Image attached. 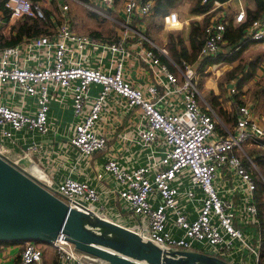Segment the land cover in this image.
Masks as SVG:
<instances>
[{
    "label": "built area",
    "instance_id": "built-area-1",
    "mask_svg": "<svg viewBox=\"0 0 264 264\" xmlns=\"http://www.w3.org/2000/svg\"><path fill=\"white\" fill-rule=\"evenodd\" d=\"M117 1L98 0L89 7L108 17L107 10ZM223 3L215 0L206 13L214 15L205 27L200 57L194 63L175 62L167 47L148 37L147 19L155 14L157 0H124L120 34L113 42L75 31L67 15L69 7L63 5L61 22L49 34L0 47V94L10 98L9 102L0 99V155L11 158L12 149L4 141L16 143L18 132H52L51 103L61 93L60 103L70 97L74 112L72 136L63 143L67 159L72 157L70 148L77 151L79 161L106 150L113 137L119 138L120 145L122 140L133 141L122 145L124 151L120 148L109 156L95 174L97 181L108 176L115 185L99 190L71 176L55 181L30 158L37 150L35 142L11 161L70 206L113 221L108 215L109 196L116 195L138 222L133 226L118 223L162 247L196 250L231 264H264L261 240L256 243L239 226L255 220L259 213L257 189L264 175L247 165L259 170L245 145L256 147L264 160V124L254 118L250 105L238 104L235 130L220 132L221 120L202 99L198 83L201 60L231 55L243 44L232 49L225 46L230 20L217 12ZM5 6L13 18H46L39 2L5 0ZM246 20V9L240 3L235 21ZM161 21L167 32H179L186 24L174 10L163 14ZM133 38L137 42L129 43ZM246 40H264V15L251 19L242 41ZM224 49L229 50L223 53ZM93 85L100 86L95 95ZM229 92L238 94L237 83ZM29 99L35 102L28 103ZM131 115L137 118L133 137L128 135L134 129L126 131L130 124L123 126L124 117ZM135 144L139 151H146L141 157L130 150ZM22 159L29 164L24 165ZM36 167L43 177L31 171ZM223 173L230 182L227 197L217 187ZM239 208L246 216L242 217ZM52 245L58 264H108L78 250L64 234ZM19 258L20 264H40L43 250L28 240Z\"/></svg>",
    "mask_w": 264,
    "mask_h": 264
},
{
    "label": "crops",
    "instance_id": "crops-1",
    "mask_svg": "<svg viewBox=\"0 0 264 264\" xmlns=\"http://www.w3.org/2000/svg\"><path fill=\"white\" fill-rule=\"evenodd\" d=\"M33 2H39L44 7V10L50 13L51 20L54 22V26H57L62 19L63 15V5H68L67 15L70 19L71 25L73 29L79 33H83L79 30L80 24L77 22V17L86 10V7L91 10L89 6L98 4V0H32ZM176 4V7L170 8L169 11H177L180 14L182 20L186 22L185 27L179 32L185 35L188 38V34L190 31V25L193 21H203L206 13L204 14H193L191 12V8L193 6L194 0H179ZM2 0H0V5ZM240 3L244 5L246 11L248 9L254 10L256 8L255 0H227L220 7L219 11L223 13L228 20H233L235 24L236 14L239 11ZM168 11V12H169ZM108 17H104L94 11L91 10V13L95 16H102L104 19H108V21L112 22V25H105V23H101L98 27L92 28L93 31L88 35H92L94 37H98L101 39H105L107 41L113 42L115 41L120 34V26L118 21H121L124 18V0H118L115 7L113 9L107 10ZM117 14L115 16L114 14ZM214 15V14H213ZM162 15H159L161 18ZM119 17V18H117ZM21 19L13 18L11 16L7 17L5 11L0 6V33L4 35H10L12 31L13 25ZM148 32V30H147ZM167 32V31H166ZM97 33V36L95 35ZM85 34V33H83ZM186 43L189 45L188 39H186ZM137 39L133 38L129 43H136ZM243 42V41H242ZM168 43V42H165ZM243 43H250L249 46L243 51L245 52L248 49H254L256 57H251L249 62H244L240 60V57L234 61H226L223 60L224 57H228L229 55H224L219 59L212 62L214 65H206L200 74V78L203 77L202 85L208 90V92L212 95L214 102L218 106V110L203 96L201 92L202 99L209 102L214 109L215 113L219 116L221 122L225 125H229L231 130H235V124L237 119V106L238 104H248L251 106L253 111V116L260 123L264 124V94L259 93L255 96V93L251 94V90L253 91L255 87H252V84L257 81L262 83L264 81V40L262 41H252L246 40ZM166 45V44H165ZM166 47V46H165ZM241 48V47H240ZM229 49H224L223 53H227ZM242 52V53H243ZM241 53V55H242ZM240 55V56H241ZM260 59L258 66L255 69V74L252 78L247 80L244 84H240L241 79L246 75L250 66L248 65L251 61ZM213 61V60H212ZM240 63L246 64V68L242 73H239L232 80L227 82H223V78L228 71L239 65ZM204 73L208 74L205 75ZM211 73V74H210ZM210 74V75H209ZM260 80V81H259ZM237 83L239 88V92L237 95L232 96L230 94V89ZM240 85L242 87H240ZM100 89L99 85H93V95H95ZM201 91V90H200ZM61 93L58 96L60 100ZM0 99L3 102H9L10 98L8 95L4 93L0 94ZM55 99L51 103L52 110V118H53V130L50 134L41 135L38 132H18L16 133V143L13 144L12 140L4 141L7 145H9L12 149L10 156L12 159L22 156L27 150L28 147L33 145V142L37 145V150L33 152V154H29L30 158L33 159L39 166H41L44 170H46L51 177L54 178L55 181H62L64 178L71 176L73 178L79 180L89 181L92 185L98 187L99 190H105L107 188H112L115 185L113 179L106 177V180L97 181L95 174L97 171L102 170V165L105 160L109 156H114L118 153V150H123L122 145L127 147L129 143H132V140H122V145L119 143V138L113 137L110 141V146L103 151H100L94 154L90 159L81 158L77 161V151L73 148H70V152L72 157L67 159L66 148L63 143L69 140L72 136V124H73V107H72V99L68 97V99L64 100L62 103ZM35 100L29 99L28 103H34ZM15 103H18L15 102ZM20 105V103H18ZM17 104V106H18ZM135 120V121H133ZM126 131L130 129H134V132L129 137H133L135 133V128L137 127V118H134L132 115L124 117L123 126H127ZM121 129H119V133ZM252 154H249L255 159L256 165L259 170L253 167L250 163L247 165L255 171L256 174L264 175V170L261 169V166L264 168V160L260 157L259 151L256 147L252 145L247 146ZM134 152L136 156H142L146 151H139L137 145H133L130 149ZM10 158V159H11ZM142 163H144V158H142ZM24 165H28V161H24ZM36 167L31 169L33 173L38 177L42 176V171L38 170ZM37 170V171H36ZM229 177L226 174H221V178L217 180V187L223 192L225 197L229 196L226 194V190L229 186ZM242 195V194H240ZM238 195V197L240 196ZM262 200L264 201V194L262 196ZM236 201L238 200V205L243 207L240 203V200L237 197H233ZM109 203L111 205V209L109 212V216L117 222L122 224L133 226L134 223L137 222V217L133 215V213L127 209L123 205V202L116 196H109ZM257 203L258 197H257ZM259 208V206H258ZM242 217L246 216V212L243 208H239ZM264 217V215H263ZM259 213L255 216V220L247 221L246 223H239V226L246 231L248 235L254 238L255 242L258 243L261 238L263 239V234L260 230L259 223ZM262 241V240H261ZM24 242V241H22ZM22 242H11L7 244H0V264H19L20 262V251L25 243ZM41 247V246H40ZM42 249V248H41ZM260 250H262V242L260 243ZM56 250L51 244V251L46 252L43 249V259L40 264H48V261L54 260L55 264H58Z\"/></svg>",
    "mask_w": 264,
    "mask_h": 264
},
{
    "label": "water",
    "instance_id": "water-1",
    "mask_svg": "<svg viewBox=\"0 0 264 264\" xmlns=\"http://www.w3.org/2000/svg\"><path fill=\"white\" fill-rule=\"evenodd\" d=\"M61 234L108 264H231L196 250L162 247L118 222L72 207L0 155V241L52 244Z\"/></svg>",
    "mask_w": 264,
    "mask_h": 264
},
{
    "label": "trees",
    "instance_id": "trees-1",
    "mask_svg": "<svg viewBox=\"0 0 264 264\" xmlns=\"http://www.w3.org/2000/svg\"><path fill=\"white\" fill-rule=\"evenodd\" d=\"M215 0H208L207 3H203L202 0H194L193 6L191 8V12L193 14H204L207 13L213 6V2ZM220 2H226L227 0H218ZM179 0H157L156 12L153 16L159 17V15H163L167 13L170 8L176 6ZM256 8L254 10L248 9L247 12V20L241 23L235 24L233 20L229 21L228 29L225 35L226 47L235 48L238 44L243 43L242 40L246 35L247 28L250 24L251 19H255L264 15V0H255ZM1 8L4 9L7 17L11 16V11L5 6V0H2ZM46 18L45 19H35L32 17L25 16L18 20L15 25L12 27V31L10 35H4L0 33V47L13 46L18 44L24 37L37 36L41 34H49L54 26V22L51 20V15L49 12L45 10ZM214 13L206 14L203 21H193L190 25V31L188 34V38L184 37L180 32L169 33V41L167 43V48L169 50V56L172 60L177 63H181L183 60L194 63L199 60L201 48L204 43L205 38V27L211 21V18ZM97 36V33H95ZM186 39H188L189 45L186 43ZM250 43H243L241 48L235 50L228 57H224L223 60L226 61H234L237 60L241 53L249 46ZM163 59L168 62V59L163 56ZM260 59L257 58L254 61H251L248 65L250 68L248 69L246 75L241 79L240 84H244L247 80L252 78L255 74V69L259 64ZM202 62V70L206 65L212 64V60L204 59ZM200 62V63H201ZM246 68V64L240 63L230 71L226 73L223 78V82H227L236 77L239 73H242ZM240 85V87H242ZM260 90L259 93L264 94V81L259 83ZM256 91V92H257ZM219 127V125H218ZM221 130V128L219 127ZM226 133V132H224ZM264 194V183L261 181L258 182L257 189V197H258V206H259V223L260 230L263 234L262 241V250H261V260L264 262V201L262 200V196ZM40 241V240H37ZM11 242H22V241H0V244H7ZM25 242V241H24ZM43 242V241H42ZM20 264V263H19Z\"/></svg>",
    "mask_w": 264,
    "mask_h": 264
},
{
    "label": "rangeland",
    "instance_id": "rangeland-1",
    "mask_svg": "<svg viewBox=\"0 0 264 264\" xmlns=\"http://www.w3.org/2000/svg\"><path fill=\"white\" fill-rule=\"evenodd\" d=\"M179 3H180V1H179ZM114 15L117 16L116 13ZM117 18H119V17H117ZM76 20L80 24L79 30L85 34H90V32L93 31L92 28L98 27L103 22L105 23V25H107V24H109L110 26L112 25V22L108 21V19L106 20L100 15L98 17L93 15L91 13V10L88 9L87 7H86V10L84 9V12L77 17ZM147 20H148L147 21V30H148L147 35H148V37L151 40H153L154 43H157L160 46H166L167 47V43H165V42L169 41V39H168L169 33H173V32H166L165 30H163L162 21H161V18H159V17L150 16L149 19H147ZM174 33H176V32H174ZM183 36L186 37L185 35H183ZM255 54H256L255 50L250 48V49H248L242 53V55L240 56V60L244 61V62H249L250 58L253 57ZM254 57H256V56H254ZM204 74L208 76V74H206V73H204ZM198 81H199L198 82L199 88H200L203 96L205 97V99H207L215 107V109L219 111L218 106L214 102L212 95L208 92V90L205 88V86L202 85L203 77L202 78L199 77ZM259 83L260 82L257 81L256 83L252 84V87H255V88L253 91L252 90L250 91L251 94L255 93V96H257L259 94V90H260ZM257 89H259V90L257 91ZM219 127L221 128L220 132H222V133L226 132L227 129L231 130L229 125H225L222 122L219 124ZM245 149L250 154H252V152L250 151V149L246 145H245ZM261 169L264 170V168L262 166H261ZM137 223L138 222L134 223V225H136ZM25 242H22V243H25ZM35 243L37 245L41 246L42 250L44 249V250H46V252L51 251V243H46V242H42V241H35ZM48 264H55V261L54 260L48 261Z\"/></svg>",
    "mask_w": 264,
    "mask_h": 264
},
{
    "label": "bare ground",
    "instance_id": "bare-ground-1",
    "mask_svg": "<svg viewBox=\"0 0 264 264\" xmlns=\"http://www.w3.org/2000/svg\"><path fill=\"white\" fill-rule=\"evenodd\" d=\"M39 170V169H38ZM37 171V170H36ZM40 171V170H39ZM38 173H40V172H38ZM28 241V240H27Z\"/></svg>",
    "mask_w": 264,
    "mask_h": 264
}]
</instances>
